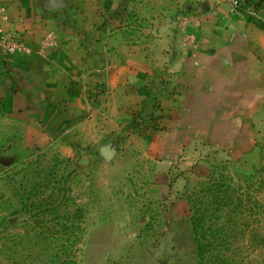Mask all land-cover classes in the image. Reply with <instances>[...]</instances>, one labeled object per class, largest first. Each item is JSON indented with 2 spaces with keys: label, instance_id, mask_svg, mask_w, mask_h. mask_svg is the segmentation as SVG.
<instances>
[{
  "label": "rangeland",
  "instance_id": "obj_1",
  "mask_svg": "<svg viewBox=\"0 0 264 264\" xmlns=\"http://www.w3.org/2000/svg\"><path fill=\"white\" fill-rule=\"evenodd\" d=\"M70 1L62 23L81 36L85 61L100 50L103 68L118 70L135 58L156 84L115 130L94 121L104 84L65 87L87 108L72 119L62 118L68 97L40 96L33 116L15 100L18 87L0 84V264H264V0H83L82 11ZM209 13L242 18L240 42L253 53L243 67L260 70V87L237 88L240 119L178 116L186 93L172 90L170 60L192 47L186 29ZM3 14L0 33L20 41L16 52L37 53L3 30ZM56 33L40 54L63 46ZM0 74L12 79L6 66Z\"/></svg>",
  "mask_w": 264,
  "mask_h": 264
},
{
  "label": "crops",
  "instance_id": "obj_2",
  "mask_svg": "<svg viewBox=\"0 0 264 264\" xmlns=\"http://www.w3.org/2000/svg\"><path fill=\"white\" fill-rule=\"evenodd\" d=\"M69 2L72 1L0 0V7L4 9L5 16L1 24L3 30L11 34H23L26 47L37 50V53L32 55L15 52L6 58L0 52V71L6 66L12 77L11 79L2 76L0 84L18 87L19 93L15 100L24 106L27 103V108L31 106L33 116L37 114L36 103L41 102V97L45 102L46 99L50 101L52 96L59 99L68 97V110L62 118L71 119L81 116L87 108L81 99L84 97L83 93L74 92L67 95L64 93L65 87L74 81L81 91L91 84L97 85L98 91L104 84L109 90L107 102L103 109L95 110L94 121L97 127L103 126L100 122L103 121L115 130V127H120L123 122L131 120L144 104L148 88L154 82L155 73H152L144 62L138 64L135 58L130 57L127 59L129 64L118 70L113 66L103 68L101 61L104 57L98 54L100 50L89 57L91 62L85 61L81 36L62 23V13ZM74 6L82 11L85 5L83 0H75ZM197 19L198 23H192L193 26L189 20L190 26L186 29L187 35L194 36V44L170 60L171 71L175 74L170 78L172 90L183 88L186 93L183 102L187 104V108L185 113L178 116L204 121L211 119L215 112L224 113V116L235 112V120L240 119L238 115L243 114L244 103L240 98L243 96L242 90L237 88L252 85L251 88L257 89L262 80L260 70L256 71V66L254 69L243 67L253 53L251 45L243 46L240 42V36H245L244 31L242 32V18L238 14L209 13L199 14ZM53 29L58 31L57 38L63 46L57 51L48 49L45 54H40L39 42ZM177 44L179 45L178 42ZM119 50L126 49L120 47ZM127 65L135 67L132 70V67ZM156 72L162 73V69ZM49 106L50 104L43 106L44 112L50 110ZM104 113L109 117L107 120L101 118ZM232 116L234 117L233 113ZM40 117L43 118V114ZM170 125L171 128L175 127V123ZM167 131L157 133L160 139H163L159 144L165 141V136H169L166 135ZM171 140L176 139L171 137ZM180 145L178 149L181 148Z\"/></svg>",
  "mask_w": 264,
  "mask_h": 264
},
{
  "label": "built area",
  "instance_id": "obj_3",
  "mask_svg": "<svg viewBox=\"0 0 264 264\" xmlns=\"http://www.w3.org/2000/svg\"><path fill=\"white\" fill-rule=\"evenodd\" d=\"M4 12V9L0 7V14ZM0 42L3 44L1 45L4 49L6 55H10L16 51L22 50V46L19 44V40L13 39L8 37L5 33L1 31L0 33Z\"/></svg>",
  "mask_w": 264,
  "mask_h": 264
}]
</instances>
